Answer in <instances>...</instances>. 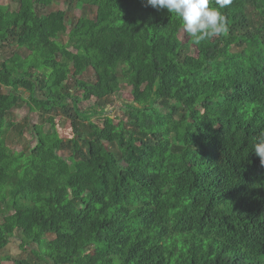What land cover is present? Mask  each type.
<instances>
[{"label": "trees", "instance_id": "1", "mask_svg": "<svg viewBox=\"0 0 264 264\" xmlns=\"http://www.w3.org/2000/svg\"><path fill=\"white\" fill-rule=\"evenodd\" d=\"M55 2L0 3V47L28 52L0 61V251L19 239L33 256L16 264H264V0H231L228 31L200 44L146 0H65L83 10L74 23ZM24 104L39 123L11 120ZM19 128L30 152L8 145Z\"/></svg>", "mask_w": 264, "mask_h": 264}, {"label": "rangeland", "instance_id": "2", "mask_svg": "<svg viewBox=\"0 0 264 264\" xmlns=\"http://www.w3.org/2000/svg\"><path fill=\"white\" fill-rule=\"evenodd\" d=\"M12 0H0L2 5H9L11 4ZM15 8V5H12ZM50 11L54 10H67L68 17L72 23L76 22L81 15L83 14V10L80 8L70 7L65 3V0H56L54 5L49 9ZM71 28V26H70ZM183 41H187L184 34L181 36ZM234 52L240 51V48H236L233 50ZM14 52H17L21 55H27L28 52L25 49H17L15 47L4 46L0 47V61L10 58ZM195 54V53H192ZM85 80H94L95 74L94 71L91 69L86 72L83 76ZM10 89L5 87H0V93H9ZM27 97L29 93L26 94ZM132 95L130 93L129 88H126L123 93L114 97L115 103L113 106H109L107 109L111 112L112 115L116 117V114H122L120 107L123 105H128L131 101ZM96 102V99H92L91 101H84L80 107L82 109L89 108L91 105ZM29 117V122L31 124H36L41 121L40 113L33 112L30 113L29 107L24 104L23 107L20 109H15L11 115V120L17 124H25L26 118ZM57 129L60 134L65 140L70 139L73 136V128H72V120L69 119L68 113L66 111H61L59 116L56 119ZM50 128V127H49ZM21 128L13 129L9 132L7 136L8 145L14 149L15 151H24L30 152L31 149L35 146V139L31 130L26 129L23 133H21ZM33 255L30 253V250H21L19 239L14 240L7 248L0 251V263L2 264H16V261L19 259H24L27 257H32Z\"/></svg>", "mask_w": 264, "mask_h": 264}, {"label": "clouds", "instance_id": "3", "mask_svg": "<svg viewBox=\"0 0 264 264\" xmlns=\"http://www.w3.org/2000/svg\"><path fill=\"white\" fill-rule=\"evenodd\" d=\"M146 3L154 9H166L168 13L177 14L184 31L194 38L195 44L228 31L227 19L220 9L231 0H217L219 7H210V0H146ZM253 152L264 166V133L257 138Z\"/></svg>", "mask_w": 264, "mask_h": 264}]
</instances>
